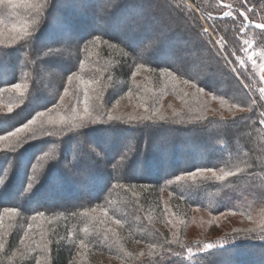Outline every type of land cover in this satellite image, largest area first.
Listing matches in <instances>:
<instances>
[{
	"label": "trees",
	"instance_id": "16d2710c",
	"mask_svg": "<svg viewBox=\"0 0 264 264\" xmlns=\"http://www.w3.org/2000/svg\"><path fill=\"white\" fill-rule=\"evenodd\" d=\"M223 4L239 12L224 17L220 0L0 4V136L45 122L0 144V264H264V0ZM84 81L99 122L47 123L82 114ZM237 167L223 181L198 171Z\"/></svg>",
	"mask_w": 264,
	"mask_h": 264
},
{
	"label": "snow or ice",
	"instance_id": "6c2138e0",
	"mask_svg": "<svg viewBox=\"0 0 264 264\" xmlns=\"http://www.w3.org/2000/svg\"><path fill=\"white\" fill-rule=\"evenodd\" d=\"M11 2H12V0H0V4H11ZM240 2L243 4V3H246L247 0H240ZM220 3H221L222 8L228 9L226 11H223L224 17H233L234 12H239V9H234L231 4H228V5L223 4V0H220ZM13 7H15V5H13ZM239 14L242 17L239 29H240L241 33H244L246 31L247 27L249 26V24H251L253 22L249 20V16L246 12H240ZM3 23H4L3 18L0 17V24H3ZM255 27L258 29L264 30V24H257V25H255ZM12 31L15 32V36L13 37L14 42L16 40L25 39L30 35V33L27 29V25L20 27L18 30L14 27L12 29ZM203 31H204V33H208L207 28L203 29ZM99 40H100V37H96V42H98ZM215 43L217 45H219L220 49H224L226 47V41H225L223 36H221L218 40H216ZM243 44L248 46L247 48L242 49L245 52H247L248 49H250L252 47V44L246 39L243 41ZM112 47H116V46L113 45ZM125 54H127V53H125ZM143 54H144L143 51L140 53H137V55L140 57H143ZM219 55L224 59L226 64L229 63L228 58H227V56H228L227 53L221 51L219 53ZM231 55L236 56V53L232 52ZM261 55L264 56V53H261ZM254 56H255V53H252V54L247 56V59L249 61H251L252 64L255 66L257 62L254 59ZM236 60L239 62L241 67L244 66V64H245L244 59H242L239 56H236ZM140 67H143V65H138L137 71H139ZM259 68H260L261 73H264V62L259 64ZM231 71L232 72H238V69L237 68H231ZM135 75H136V73L134 72L133 76H135ZM169 75H171V74H169ZM71 79H72V77H69V81H71ZM261 80L264 81V75H261ZM84 83H85L86 87L84 90V108H83L82 114L79 112H74L70 117L60 116L58 120L49 119L47 121V123L52 124V125L61 124L64 126L71 125L73 127H79V126H83L84 122H91V123L99 122L100 116L93 114L94 112H97L99 110L97 108H95L94 106L89 105V96H88L87 84L90 82L84 81ZM184 83L189 84L190 81H185ZM13 87L19 91L21 88V85L16 84ZM198 91L202 92L203 89H198ZM65 93L67 94V89H65ZM259 93H260L261 101H264V87H261L259 89ZM257 103L258 102L256 100H250V104L253 106L257 105ZM234 107L238 108L239 111H241V112H245V111L251 112L253 110L252 107L241 108L239 105H234ZM259 107L264 108V102L259 103ZM145 108H147V105H145ZM9 112H11V108L9 109ZM260 115H261V117H264V112H262ZM43 116H44V113H38L37 118L32 119L28 123L24 124L22 127L16 128L14 131L9 132L6 135L0 136V144H2L4 146V150L14 149L17 145H19V143L23 139V137L21 135L22 133L34 136L35 132H36V128L34 126L37 124H40V126L43 127V125L45 123L42 119H39L40 117H43ZM107 118L109 121H115V120L120 119L119 116H113L110 113L107 114ZM77 119H79L81 121L80 125H77L74 123V121H76ZM130 119H134V118H130ZM140 119L147 120V119H151V117L145 116V117H140ZM159 119L164 120L166 118L164 116H160ZM259 123L264 124V119H261L259 121ZM248 167H251V166L249 165ZM198 171L199 172L210 171V172H212L215 179L223 181L226 179V177L238 175L240 172L244 171V169L237 167L235 172L225 171V172H223L222 175H216V172L213 169H199ZM193 175H195V174H193ZM29 188H31V184H29ZM249 219H251V217H249ZM116 223L119 224L120 221L117 220ZM234 231L239 232L240 230L236 229ZM246 231H252V229H248ZM80 246L85 247V244L83 241H80ZM152 247L154 248L155 246L153 245ZM214 247H216V245L211 243V242L203 244L204 249H213ZM187 250H188L189 255H192V249L188 248ZM168 251H170V249ZM174 255H179V253H174ZM38 264H39V262H38Z\"/></svg>",
	"mask_w": 264,
	"mask_h": 264
},
{
	"label": "rangeland",
	"instance_id": "374dc122",
	"mask_svg": "<svg viewBox=\"0 0 264 264\" xmlns=\"http://www.w3.org/2000/svg\"><path fill=\"white\" fill-rule=\"evenodd\" d=\"M261 75H264V73H261ZM263 82H264V81H263ZM263 87H264V86H263ZM40 95H41V94H40ZM40 95H39V96H40ZM202 215L205 216L206 218H207V217L209 218V215H207V214H204V213H203ZM210 217H211V216H210ZM209 219H210V218H209ZM188 222H189V220H188ZM188 222H186V224H185V227H186V229H187L188 231H191V229H192L193 227H194V229H196V228H195L196 225L194 226V223L192 224L191 222H189V223H188Z\"/></svg>",
	"mask_w": 264,
	"mask_h": 264
},
{
	"label": "water",
	"instance_id": "95a60500",
	"mask_svg": "<svg viewBox=\"0 0 264 264\" xmlns=\"http://www.w3.org/2000/svg\"><path fill=\"white\" fill-rule=\"evenodd\" d=\"M255 24V23H254ZM255 25H257V24H255Z\"/></svg>",
	"mask_w": 264,
	"mask_h": 264
}]
</instances>
